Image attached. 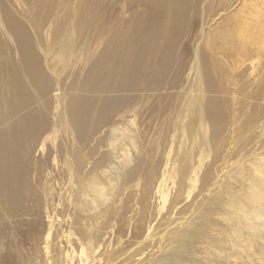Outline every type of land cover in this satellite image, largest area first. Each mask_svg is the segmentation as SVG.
<instances>
[{
  "label": "bare ground",
  "instance_id": "1",
  "mask_svg": "<svg viewBox=\"0 0 264 264\" xmlns=\"http://www.w3.org/2000/svg\"><path fill=\"white\" fill-rule=\"evenodd\" d=\"M231 1L229 34L182 44L228 1L0 0V264H195L205 238L264 264V158H240L264 155V0ZM138 107L156 145L123 130Z\"/></svg>",
  "mask_w": 264,
  "mask_h": 264
},
{
  "label": "rangeland",
  "instance_id": "2",
  "mask_svg": "<svg viewBox=\"0 0 264 264\" xmlns=\"http://www.w3.org/2000/svg\"><path fill=\"white\" fill-rule=\"evenodd\" d=\"M225 1H228V3H225V4H227V6H229L227 9L224 8V10L219 9L216 11V9H217V7H215L216 4L214 2H212L211 3V9L212 8L213 9L210 11V13H208L206 15H203L202 12L199 13L197 18H196L194 26H193V24H194L195 18L192 17V14H186L185 15V13H184V15L182 17L183 24L180 25V27L177 30L178 34H182V37L180 39L181 43L183 44L185 40L187 42L188 36L191 38H194L195 36H199L200 30H202V32H203V37L201 38L200 41L196 40L197 42H199V44H215V42H217V39L219 36H223L227 33L229 34L231 26H232V28H231L232 30L234 28L231 20L233 19V17H235L237 15V11L240 9L239 8L240 4H232L231 0H225ZM111 10H112L111 5H108L107 7H105V13H104L103 19L106 20L107 23L104 25L105 28L103 31L101 44H105V41L107 40V38L109 36L111 37L115 32L122 29V23L126 18L125 14L120 13V12H118L117 14H111ZM109 12H110V15H109ZM180 41H179V43H180ZM132 112L134 114V118H132V123L134 124V127H133V125L132 126L128 125L129 127L124 125L123 130H125L126 128H129L132 131V134H134L135 136H140L141 142H145L146 140H150L154 145H156L157 141H158L159 134L163 131L162 127H160L158 125V121H156V122L150 121V112L148 110L143 111L142 109H140V107H138L136 109L132 108ZM158 114H160V113H158ZM125 115H126V113L122 112V114L119 116V118L121 116H125ZM141 117H143L142 124H140V118ZM109 127L110 126H107L105 129H103L104 133L108 132ZM104 133H102V134H104ZM109 140H110V138H106L102 141V143H97L98 144V148H97V156L98 157H102L104 155H107L109 150H110V154H111V148H113V152L118 157L122 153L121 148L123 146H127V145H122L123 139L121 138L120 140L118 139L119 140L118 142L114 141V144L110 147ZM148 143H149V141L146 142V144H148ZM115 146H117V149H114ZM248 146L245 147V149H247V150L242 152V155H244V156L239 155V156H242V157H240L242 161L245 160V162H248V161L249 162H252V161L256 162V159L264 158V155H263V152L261 151V149L254 147V145L253 146L248 145ZM72 147H73V142H72V144L69 143L68 149H71ZM143 151H145V149ZM253 151L255 153H252ZM256 151H258V152H256ZM251 155H254V156H251ZM260 155L261 156L263 155V156L261 157ZM257 156H258V158H257ZM254 159H255V161H254ZM116 164H118V160L111 158V157H110V164H107L106 162H104L105 166L108 167L110 165L111 168H113ZM111 178H113V176H111ZM196 192L197 191H195V193ZM138 194H139V192H138ZM131 201L134 204V201L133 200H131ZM155 208H156L155 210L160 209V207L157 208V206H155ZM162 211H163L162 212V215H163L166 210L164 209ZM182 218H184V217L182 216ZM7 223H9V222H7ZM113 224H114V230L113 231L116 233V231L120 225H119L118 221H116V220H113L111 222V225H113ZM220 226L223 228V231H224L222 233L221 237L223 239H226V236L228 234H230L229 233V227L225 226L224 223H220ZM9 231L11 232L12 230L8 229L7 232H9ZM16 232H17V230L13 231V234L15 233V237H17ZM127 233L130 235L131 231L128 230L126 232V235H124L122 238L123 239L122 242L130 239V236ZM244 238L250 239V235L245 233ZM208 239L209 238H207V239L205 238V240H203L200 244L197 245L198 247H196V249H195V250H197L195 252L196 254L194 255V253H193L194 256L191 255L188 258L189 260L195 261L196 262L195 264H262L258 259H256L255 255H254V253H256V254L259 253L257 250H255V252L253 254L239 256L237 253H235L236 250H234L233 246H231L229 244V243H231L229 240H225V241H223V243L220 242L219 243V249H212L210 246V242H206V241H209ZM243 244H244V242L242 244H237V245L241 246ZM242 248L243 247H240L239 250H241ZM128 249H135V246L131 245L128 247ZM153 256H157V255H153ZM155 260L156 259L150 258L149 260L146 259L145 261L146 262H153ZM184 264H188V262L184 263ZM190 264H193V263H190Z\"/></svg>",
  "mask_w": 264,
  "mask_h": 264
}]
</instances>
